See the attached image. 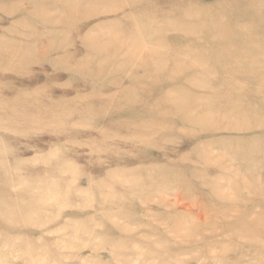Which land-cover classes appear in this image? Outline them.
<instances>
[{
	"label": "rangeland",
	"instance_id": "374dc122",
	"mask_svg": "<svg viewBox=\"0 0 264 264\" xmlns=\"http://www.w3.org/2000/svg\"><path fill=\"white\" fill-rule=\"evenodd\" d=\"M0 264H264V0H0Z\"/></svg>",
	"mask_w": 264,
	"mask_h": 264
}]
</instances>
